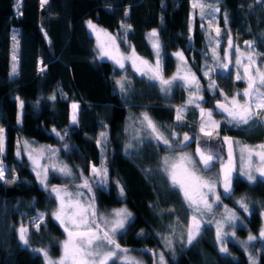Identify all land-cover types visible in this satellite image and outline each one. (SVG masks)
Masks as SVG:
<instances>
[{
	"label": "trees",
	"instance_id": "1",
	"mask_svg": "<svg viewBox=\"0 0 264 264\" xmlns=\"http://www.w3.org/2000/svg\"><path fill=\"white\" fill-rule=\"evenodd\" d=\"M219 6V26L224 24L227 13V26L234 39L239 42L252 39L264 53V45L257 34L264 25V0H220ZM191 12L190 0H49L43 8L40 0H21V13L16 16L14 0H0V127L6 133L4 163L15 169L19 177L15 184L0 182V264H44L42 256L19 244L15 229L21 222L28 223L38 211L50 212L55 207L54 203L49 204L46 193L37 183L27 157L18 160L15 156L17 140L26 137L55 143L56 136L51 129L69 128L66 139L74 143L76 150L66 153L65 159L69 164L84 168L89 161L100 162L95 140L102 123L108 126L110 177L125 185V198H118L113 185L109 193H98V206L103 209L125 204L135 218L130 230L119 239L122 246L136 250L147 263H152V256L140 251L145 248L165 251L168 264H248V255L231 239L227 244L231 255L221 253L213 229L205 231L200 240L189 247L175 243L174 252L164 249L156 233L166 231V226L176 216L184 218L185 209L179 206L180 197L168 188L162 177L156 173L146 175L142 170L157 166L158 157L152 145L145 143L140 148L142 155L125 154L123 145L128 136L125 126L131 123L130 114L138 115L144 110L157 122L170 124L173 112L167 105L182 103L185 93L176 90L167 102L158 90L149 88L130 73L134 92L126 104L114 83L120 73L114 77L111 63L95 59L94 39L85 23L91 20L112 33L121 31L122 21L130 24L132 31L128 40L148 59H152V49L146 33L157 29L164 45L163 52L168 55L166 75L173 72L176 64L171 54L187 49L185 56L190 58L189 63L197 66L194 70L199 76L206 33L200 27L202 20L195 14L189 40ZM13 26L19 28V62L18 75L10 77ZM41 61L47 65L44 72L38 71ZM217 83L228 94L244 86L234 78H221ZM53 93L56 99L50 100ZM16 97L24 101L22 123L19 124ZM72 102L81 107L80 122L75 128L69 125ZM186 128L176 130L182 133ZM224 134L248 144L264 141V128L246 132L230 129L221 132ZM241 196H246L254 209L246 218L242 215L244 224L236 229L237 237L246 239L249 232L258 235L262 225L264 183L258 181L256 185H249L238 177L232 198H225V202L235 207V199ZM170 207L177 208L175 215L163 211ZM141 229L145 234L138 236ZM64 238L62 229L49 219L47 229H41L39 234L31 232V247H47L55 257L60 253L58 241ZM257 249H264V241L252 242L249 250L255 254ZM259 261L264 264V251Z\"/></svg>",
	"mask_w": 264,
	"mask_h": 264
},
{
	"label": "snow or ice",
	"instance_id": "2",
	"mask_svg": "<svg viewBox=\"0 0 264 264\" xmlns=\"http://www.w3.org/2000/svg\"><path fill=\"white\" fill-rule=\"evenodd\" d=\"M49 0H40L43 8ZM220 0H190L192 12L189 16V40L192 39L193 21L198 13L207 22V47L202 54L203 64L199 65L197 75L195 64L189 63L184 50L171 56L176 60V70L166 76L168 55L163 52L157 29L146 33L152 49V59L140 55L128 36L132 26L121 22L118 33L100 28L91 20L86 21L90 35L95 38V59L107 61L113 66V75L120 73L114 83L121 99L127 104L134 92L132 75L138 77L149 88H154L166 99L171 98L178 89L186 96L182 103L167 105L173 112L170 124L157 122L147 111L131 115L126 124L128 133L123 145L126 155H142L140 148L145 144L156 149L158 163L155 168L142 169L146 175L158 174L168 188L180 197V207L185 209V217L176 216L166 226V231L156 233L164 249L174 252V244L179 239L184 247L197 243L205 231L214 229L215 241L221 253L231 255L227 247L229 238L239 244L248 255V264H260L259 257L264 249L253 254L249 249L252 242L264 241V223L257 234L248 233L246 239H239L236 229L244 224L240 211L245 218L253 214L252 202L241 196L229 207L224 199H231L234 183L242 178L249 185L264 183V142L250 145L242 139L221 135L230 129L242 132L264 128V53L256 51L255 41H244V48L236 44L231 31L227 29V13L224 14L225 29L219 27L217 13ZM17 12L20 2L17 0ZM128 10H125V16ZM205 30V24L200 25ZM213 32L215 33L213 35ZM227 36L226 46L222 38ZM47 39V33H45ZM12 69L10 75H18L19 40L17 34L11 37ZM50 43V41H49ZM123 45V47H122ZM222 52V54H221ZM38 71L44 72L47 65L39 62ZM242 82L245 86L235 89L229 95L217 83L218 79ZM201 80L204 83H201ZM219 97V98H217ZM66 98V97H65ZM18 101L17 123H22L24 101ZM50 100L56 99L53 93ZM211 104V107L205 105ZM81 107L70 104L69 125L78 127ZM189 113L196 114L194 121L187 119ZM219 117V118H217ZM193 125L195 127L193 128ZM188 128L178 132L177 128ZM51 132L62 142L65 153L75 151V146L67 143L69 128L63 131L55 127ZM100 151L99 164L89 161L86 167L70 165L60 156L61 148L52 145H38L35 141L18 139L15 156L18 160L27 157L37 183L46 193L49 204L55 207L49 212L38 211L28 223L21 222L15 229L19 244L43 257L44 264H145L132 255L134 249L124 247L119 239L126 234L134 223V217L126 206L105 209L98 206V193L111 191L114 185L120 200L125 198V185L110 177L108 167L109 133L108 126L101 124V131L95 140ZM195 144L194 150L191 146ZM6 152V133L0 127V182L15 184L19 177L16 170L4 163ZM163 152V155H161ZM219 165L218 169L212 170ZM87 173V174H85ZM208 173H211L209 175ZM59 178L61 183H51ZM175 215L177 208L166 210ZM260 216L264 221V211ZM49 219L62 229L64 239L58 241L60 256L53 258L47 247H31V232L40 233L48 228ZM182 229L179 233L177 229ZM141 229L137 235L143 236ZM150 253L152 264H168L166 252L153 249L140 250Z\"/></svg>",
	"mask_w": 264,
	"mask_h": 264
},
{
	"label": "rangeland",
	"instance_id": "3",
	"mask_svg": "<svg viewBox=\"0 0 264 264\" xmlns=\"http://www.w3.org/2000/svg\"><path fill=\"white\" fill-rule=\"evenodd\" d=\"M19 2H20V10H19V13L17 12V8H16V4H17V0H14V13H15V15L16 16H19L20 15V13H21V0H19ZM214 6H219V5H214ZM220 7V6H219ZM221 11V10H220ZM198 14V13H197ZM217 21H218V19H219V15H220V12H218L217 14ZM259 21V20H258ZM94 23V22H93ZM202 23H204L205 24V33H206V28H207V22H206V20L205 21H202ZM95 24V23H94ZM97 25V24H96ZM100 27V26H99ZM222 30H224L225 29V25L223 24L222 26H219ZM100 28H102V27H100ZM88 29V28H87ZM104 29V28H103ZM227 29H228V26H227ZM229 30V29H228ZM88 31H89V29H88ZM150 32V31H149ZM14 33H16L17 34V39L19 40V28L18 27H15V26H13L12 28H11V37H12V35L14 34ZM90 33V32H89ZM215 33L213 32V35H214ZM257 34H258V39H260V41H261V43L264 45V25L258 30V32H257ZM93 39H94V46H95V43H96V41H95V38H94V36H93ZM226 41H227V36L225 35L223 38H222V42L224 43V45L226 46ZM234 41H235V43L236 44H238V45H240L241 46V48H244L245 47V45H244V41H254V40H252V39H245V40H243L242 42H239L237 39H234ZM256 45H257V48H256V51L258 52V53H262L261 52V49L259 48V46H258V43L256 42ZM206 47H207V41H206ZM12 48H13V41H12V39H11V55H12ZM178 51V50H177ZM175 53V52H174ZM221 54H222V52H221ZM11 57V56H10ZM176 61V60H175ZM203 64V63H202ZM11 69H12V61H11V63H10V69H9V73H11ZM18 69V68H17ZM176 70V64H175V67H174V70H173V72ZM173 72L172 73H170L169 75H166V76H171L172 74H173ZM10 77H14V76H12V75H10ZM245 86V85H244ZM243 86V87H244ZM243 87H241L240 89H242ZM179 91H183V89H178ZM235 90V89H234ZM233 90V91H234ZM232 91V92H233ZM232 93H230L229 95H231ZM185 96H186V93L184 94V98H185ZM183 98V99H184ZM219 98V97H218ZM172 99V97L171 98H169V99H166L165 98V100L167 101V102H169L170 100ZM206 106V105H205ZM206 107H211V106H206ZM217 118H219V117H217ZM187 119L191 122V121H194L195 119H196V114H194V113H189L188 114V117H187ZM194 127H195V125H194ZM184 131H188V128H186ZM224 135H227V134H224ZM21 139H25V140H29V141H35L38 145H52V146H54V147H58V148H61V152H60V156H61V158L63 159V160H65L66 161V159H65V156L64 155H66V153L64 152V150L62 149V142H60L57 138H56V142L55 143H49V142H42V141H38V140H35V139H31V138H26V137H21ZM238 139V138H237ZM264 142V141H263ZM67 143H69L70 145H74V143L72 142V141H70V140H68L67 141ZM259 143H261V142H259ZM259 143H254V144H250V145H255V144H259ZM195 149V144H193L192 146H191V149H186V150H194ZM161 155H163V152H162V154ZM67 162V161H66ZM68 163V162H67ZM30 164V163H29ZM70 165H72V164H70ZM218 167H219V165H217L216 166V168H214L212 171L213 172H215L217 169H218ZM85 174H87V173H85ZM209 175H211V173H208ZM113 180H115V179H113ZM51 183H54V184H59V183H61V181L60 180H58V182H52L51 181ZM224 203L225 204H227L226 202H225V199H224ZM229 207H232L231 205H229V204H227ZM121 206H126L125 204H121L120 206H112V207H107V208H103V209H100L101 211H104L105 209H111V208H116V207H121ZM127 207V206H126ZM128 208V207H127ZM129 209V208H128ZM129 211H131L130 209H129ZM238 211H240V214H241V217H242V219H243V212H242V210H239L238 209ZM261 211H264V208L261 210ZM132 212V211H131ZM132 214H133V212H132ZM134 215V214H133ZM262 223H264V221H262ZM180 231H182V229H177V232L179 233ZM213 231H214V229H213ZM215 233V232H214ZM237 233V232H236ZM229 239H231V238H229ZM241 240H243V239H241ZM176 244H178V245H180L182 242L179 240V239H177V241L175 242ZM183 244V243H182ZM161 251V250H160ZM60 254H61V252L59 253V255L58 256H55V257H53V258H57V257H59L60 256ZM132 255H134V256H136V257H138V258H140V259H142L144 262H145V264H152V263H147V259L146 258H144L141 254H139V253H137V252H135V251H133L132 252Z\"/></svg>",
	"mask_w": 264,
	"mask_h": 264
}]
</instances>
